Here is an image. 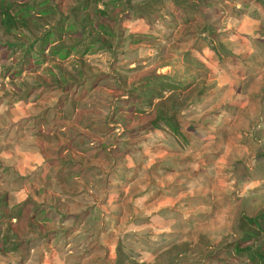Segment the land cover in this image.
Returning a JSON list of instances; mask_svg holds the SVG:
<instances>
[{
  "label": "rangeland",
  "instance_id": "obj_1",
  "mask_svg": "<svg viewBox=\"0 0 264 264\" xmlns=\"http://www.w3.org/2000/svg\"><path fill=\"white\" fill-rule=\"evenodd\" d=\"M261 212L264 0H0V264H247Z\"/></svg>",
  "mask_w": 264,
  "mask_h": 264
},
{
  "label": "trees",
  "instance_id": "obj_2",
  "mask_svg": "<svg viewBox=\"0 0 264 264\" xmlns=\"http://www.w3.org/2000/svg\"><path fill=\"white\" fill-rule=\"evenodd\" d=\"M31 6H26V8H32ZM86 8L85 4H82L81 9ZM97 13H102V11L96 9ZM42 12V11H40ZM44 12H46L44 10ZM18 13H20L18 15ZM27 14L26 11H23L21 9L15 10L11 15L6 11H1L2 20L4 25H9L14 22H18L19 20L23 19V16ZM96 28L99 27L98 24L95 25ZM46 36H43L42 42L44 43V40L46 39ZM15 217V216H14ZM243 221L248 225L250 228V231L246 232V235H244L240 239V243H237V241L232 243L233 250L237 253L245 257L247 264H264V246H257L253 248L252 244V238L256 236V232L252 230L251 228L254 227L255 230H262L261 222H264V212H261L255 216H242Z\"/></svg>",
  "mask_w": 264,
  "mask_h": 264
}]
</instances>
